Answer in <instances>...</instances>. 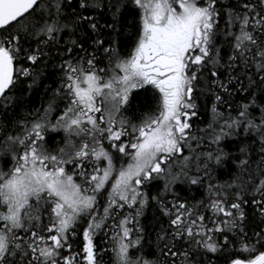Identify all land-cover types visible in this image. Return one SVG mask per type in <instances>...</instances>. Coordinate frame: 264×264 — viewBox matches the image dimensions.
Here are the masks:
<instances>
[{
    "label": "snow or ice",
    "instance_id": "obj_1",
    "mask_svg": "<svg viewBox=\"0 0 264 264\" xmlns=\"http://www.w3.org/2000/svg\"><path fill=\"white\" fill-rule=\"evenodd\" d=\"M0 264H264V0H0Z\"/></svg>",
    "mask_w": 264,
    "mask_h": 264
},
{
    "label": "trees",
    "instance_id": "obj_2",
    "mask_svg": "<svg viewBox=\"0 0 264 264\" xmlns=\"http://www.w3.org/2000/svg\"><path fill=\"white\" fill-rule=\"evenodd\" d=\"M49 70H46V73ZM52 79H46L42 81V84L44 86H48L52 84ZM44 96L43 93V89L39 88L37 89L31 96H29L26 100V104H28L30 107H38L41 103L42 97ZM143 102V97H141L138 101H137V105H140Z\"/></svg>",
    "mask_w": 264,
    "mask_h": 264
}]
</instances>
